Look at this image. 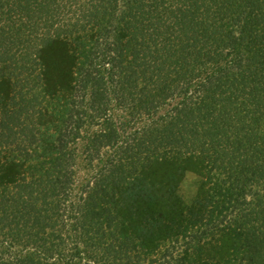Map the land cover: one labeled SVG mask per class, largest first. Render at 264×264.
I'll list each match as a JSON object with an SVG mask.
<instances>
[{"label": "trees", "instance_id": "trees-1", "mask_svg": "<svg viewBox=\"0 0 264 264\" xmlns=\"http://www.w3.org/2000/svg\"><path fill=\"white\" fill-rule=\"evenodd\" d=\"M0 264H264V0H0Z\"/></svg>", "mask_w": 264, "mask_h": 264}, {"label": "rangeland", "instance_id": "rangeland-1", "mask_svg": "<svg viewBox=\"0 0 264 264\" xmlns=\"http://www.w3.org/2000/svg\"><path fill=\"white\" fill-rule=\"evenodd\" d=\"M86 174L87 173H84V171L78 174V180H77L78 184L83 183L84 179L87 177ZM197 182H198V178L195 175L187 176L186 181L184 182L181 189V192L186 199L190 200L191 197L195 194L197 189L196 187Z\"/></svg>", "mask_w": 264, "mask_h": 264}]
</instances>
